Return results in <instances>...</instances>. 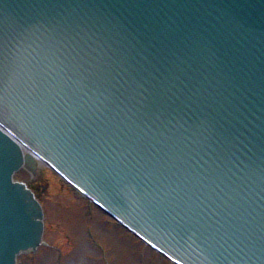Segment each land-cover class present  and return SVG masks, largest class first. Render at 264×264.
<instances>
[{"label":"water","instance_id":"95a60500","mask_svg":"<svg viewBox=\"0 0 264 264\" xmlns=\"http://www.w3.org/2000/svg\"><path fill=\"white\" fill-rule=\"evenodd\" d=\"M38 161L177 264H264V0H0V264Z\"/></svg>","mask_w":264,"mask_h":264},{"label":"rangeland","instance_id":"374dc122","mask_svg":"<svg viewBox=\"0 0 264 264\" xmlns=\"http://www.w3.org/2000/svg\"><path fill=\"white\" fill-rule=\"evenodd\" d=\"M33 180L44 210L40 250L24 255L21 264H173L122 230L57 174L39 166Z\"/></svg>","mask_w":264,"mask_h":264}]
</instances>
